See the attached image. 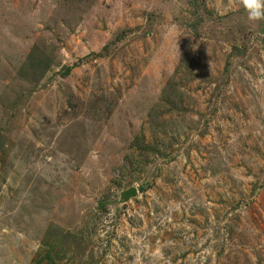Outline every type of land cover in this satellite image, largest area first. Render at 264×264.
Instances as JSON below:
<instances>
[{"label": "rangeland", "instance_id": "rangeland-1", "mask_svg": "<svg viewBox=\"0 0 264 264\" xmlns=\"http://www.w3.org/2000/svg\"><path fill=\"white\" fill-rule=\"evenodd\" d=\"M0 264H264V19L0 0Z\"/></svg>", "mask_w": 264, "mask_h": 264}, {"label": "clouds", "instance_id": "clouds-1", "mask_svg": "<svg viewBox=\"0 0 264 264\" xmlns=\"http://www.w3.org/2000/svg\"><path fill=\"white\" fill-rule=\"evenodd\" d=\"M242 5L246 9L249 19H264V0H242Z\"/></svg>", "mask_w": 264, "mask_h": 264}, {"label": "trees", "instance_id": "trees-1", "mask_svg": "<svg viewBox=\"0 0 264 264\" xmlns=\"http://www.w3.org/2000/svg\"><path fill=\"white\" fill-rule=\"evenodd\" d=\"M35 50V47L32 49V51H30L29 52V54H28V57H29V59H28V61L29 62H31L32 61V67L31 68H33V70H40V68H41V65L43 64V63H45V55H44V53L42 52V51H39V49L38 48H36V51H37V53L39 54V55H35V54H33V51ZM47 63H45L46 64V67L49 65V62L48 61H46Z\"/></svg>", "mask_w": 264, "mask_h": 264}, {"label": "water", "instance_id": "water-1", "mask_svg": "<svg viewBox=\"0 0 264 264\" xmlns=\"http://www.w3.org/2000/svg\"><path fill=\"white\" fill-rule=\"evenodd\" d=\"M135 194H136L135 189L133 187H130L129 189L123 191L121 193V196H122V198H128V197L135 195Z\"/></svg>", "mask_w": 264, "mask_h": 264}]
</instances>
